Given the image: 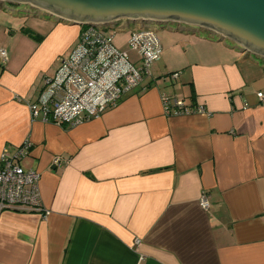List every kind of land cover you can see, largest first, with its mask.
<instances>
[{
    "label": "crops",
    "instance_id": "obj_1",
    "mask_svg": "<svg viewBox=\"0 0 264 264\" xmlns=\"http://www.w3.org/2000/svg\"><path fill=\"white\" fill-rule=\"evenodd\" d=\"M11 16L30 20L18 32ZM163 29L191 46L186 61L164 35L151 78L99 118L57 125L29 104L82 27L0 3V163L30 141L17 163L40 174L43 204L0 210V264H264V60ZM164 94L206 113L167 116Z\"/></svg>",
    "mask_w": 264,
    "mask_h": 264
},
{
    "label": "built area",
    "instance_id": "obj_2",
    "mask_svg": "<svg viewBox=\"0 0 264 264\" xmlns=\"http://www.w3.org/2000/svg\"><path fill=\"white\" fill-rule=\"evenodd\" d=\"M172 24L168 23L166 26ZM176 25V24H175ZM159 26L151 23L119 21L112 30L129 33L128 46L137 52L135 63L126 52L114 42V36L100 26H82L73 49L61 58L53 76L44 79L43 89L29 104L32 117L57 125L78 126L97 119L107 110L116 107L122 98L151 78L152 68L161 58L162 46L158 36ZM1 57L7 61V54L1 50ZM179 73L170 75L172 80ZM258 98L263 101L264 93ZM167 116L205 114L203 107L187 106L183 101L162 96ZM32 148L30 141L18 150L15 158L5 155L0 163V210L27 209L43 211L40 194V174L25 170L17 162L28 155ZM54 166L60 167L61 159L55 158ZM200 205L208 209L206 195ZM45 216V214H43Z\"/></svg>",
    "mask_w": 264,
    "mask_h": 264
},
{
    "label": "water",
    "instance_id": "obj_3",
    "mask_svg": "<svg viewBox=\"0 0 264 264\" xmlns=\"http://www.w3.org/2000/svg\"><path fill=\"white\" fill-rule=\"evenodd\" d=\"M57 22L106 29L122 20L194 26L264 60V0H0ZM220 40V41H221Z\"/></svg>",
    "mask_w": 264,
    "mask_h": 264
},
{
    "label": "rangeland",
    "instance_id": "obj_4",
    "mask_svg": "<svg viewBox=\"0 0 264 264\" xmlns=\"http://www.w3.org/2000/svg\"><path fill=\"white\" fill-rule=\"evenodd\" d=\"M24 7H27V6H24ZM29 8V7H28ZM31 9V12H33V15L37 16V17H48L46 15V13H44L43 11L41 10H38V9H33V8H30ZM12 20L14 22H18L17 25H15V29L16 27H18V32H20L22 29H25V26H26V23L30 20V18H21V17H18V18H15V17H12ZM53 18V20H56L55 17H51ZM77 28H79L81 30V26H77L75 25ZM108 32L114 36V42H115V45L122 51V52H126L128 53L129 57L132 59V60H136L137 59V52L135 51H132L129 46H128V40H129V33H117L115 32L114 30L112 29H109ZM164 35L165 36H169L171 38V41L172 42H179L181 40V36L178 34V33H170L169 30H165V29H162V30H159L158 31V36L163 39L161 42H162V46L164 44ZM79 38V37H78ZM183 38V37H182ZM78 40V39H77ZM192 48L191 46H187L183 43H178L177 44V47L176 49H174V56H176V58H178L180 61L179 62H184V60L186 61L189 56L192 54ZM174 63H177V61H174ZM170 80H172L169 76V82H171Z\"/></svg>",
    "mask_w": 264,
    "mask_h": 264
}]
</instances>
